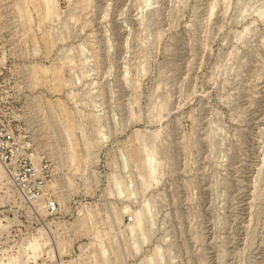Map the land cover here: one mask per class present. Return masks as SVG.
Segmentation results:
<instances>
[{"label":"rangeland","instance_id":"1","mask_svg":"<svg viewBox=\"0 0 264 264\" xmlns=\"http://www.w3.org/2000/svg\"><path fill=\"white\" fill-rule=\"evenodd\" d=\"M0 123V264H264V0H0Z\"/></svg>","mask_w":264,"mask_h":264},{"label":"built area","instance_id":"2","mask_svg":"<svg viewBox=\"0 0 264 264\" xmlns=\"http://www.w3.org/2000/svg\"><path fill=\"white\" fill-rule=\"evenodd\" d=\"M17 136L11 128L0 123V166L11 180L16 191L27 199L38 196L46 185V178L50 175L49 164L46 159L35 161L17 148ZM45 207L55 212V200H47Z\"/></svg>","mask_w":264,"mask_h":264}]
</instances>
